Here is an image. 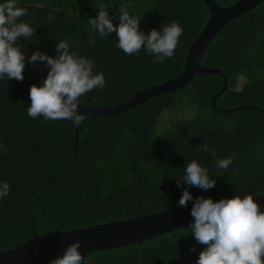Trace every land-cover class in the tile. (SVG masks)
<instances>
[{
    "label": "trees",
    "instance_id": "trees-1",
    "mask_svg": "<svg viewBox=\"0 0 264 264\" xmlns=\"http://www.w3.org/2000/svg\"><path fill=\"white\" fill-rule=\"evenodd\" d=\"M236 1L215 0L222 7ZM101 3L111 5L109 15L114 17L119 8H126L141 19L139 28L145 34L179 22L183 34L174 56L153 62L143 48L125 55L116 47L114 32L99 37L88 21ZM17 4L28 9L20 19L35 30L32 42L20 40V45L55 56V44L65 40L70 51L93 61L94 73H103L105 86L79 100L89 106L124 101L179 74L189 43L209 17L203 0H17ZM199 63L226 75L227 86L215 100L216 107L249 104L264 109V0L223 26ZM35 73L36 68L26 64L22 80H0V181L10 185L8 195L0 199V251L29 239L32 224L37 234H46L172 208L185 187L193 197L264 194V113L255 108L215 111L210 100L221 87L219 75L195 74L186 85L120 113L83 115L74 152L70 121L27 115L29 88L39 86L46 76L41 73L28 80ZM239 77L243 82L236 88ZM190 107L195 110L191 119L176 118L157 133L163 111L172 114ZM204 144L215 156L203 150ZM229 156L233 161L226 170L215 166L217 158ZM192 160L208 169L214 187L203 190L183 183L177 187L184 165ZM189 231L185 227L141 243L89 252L83 264H195L205 245Z\"/></svg>",
    "mask_w": 264,
    "mask_h": 264
},
{
    "label": "clouds",
    "instance_id": "clouds-1",
    "mask_svg": "<svg viewBox=\"0 0 264 264\" xmlns=\"http://www.w3.org/2000/svg\"><path fill=\"white\" fill-rule=\"evenodd\" d=\"M110 4L101 3L94 18L88 23L101 38L115 33L116 47L125 55L138 53L142 48L154 57L153 62L163 63L172 58L183 29L173 21L163 27L151 29L147 34L139 28L140 18L130 15L126 8H119L118 23L114 25L109 17ZM28 14V9L20 7L17 0H0V80H22L25 65L43 62L48 71L39 84L29 88L30 103L27 115L33 119L66 120L79 126L84 116L78 114L79 100L93 89L105 86L102 72L93 71V61L75 51L65 40L55 44V56L33 51L25 59L18 41H31L34 29L20 18ZM51 18V17H49ZM32 42V41H31ZM95 39L90 40L94 44ZM204 151L210 150L207 144ZM233 157L217 158L215 166L226 170ZM177 187L183 185L203 190L215 186L208 169L192 160L184 165V173L176 180ZM10 185L0 181V199L9 193ZM253 195L236 194L230 198L214 201L210 197L196 196L187 187L177 201L178 207H186L191 201L190 215L194 218L188 226L189 232L198 244L205 247L198 253L195 264H264V211L254 201ZM80 241L68 245L62 255L48 264H83V256L78 250ZM189 251H195L190 248Z\"/></svg>",
    "mask_w": 264,
    "mask_h": 264
},
{
    "label": "water",
    "instance_id": "water-1",
    "mask_svg": "<svg viewBox=\"0 0 264 264\" xmlns=\"http://www.w3.org/2000/svg\"><path fill=\"white\" fill-rule=\"evenodd\" d=\"M203 1L208 9L209 17L196 38L189 43L184 64L179 74L164 82L153 84L137 91L124 101L111 105L89 106L79 102L78 114L84 116H108L120 113L158 94L170 92L186 85L195 74L207 75L212 73L219 75L222 79L220 89L213 94L210 100L211 106L215 111L228 113L242 108H255L264 113V109L249 104L229 109L216 107L215 100L227 86L226 75L220 69L203 66L199 63L205 47L214 35L230 20L249 11L262 0H237L225 7L218 5L215 0ZM21 50L24 51L26 60L33 52L24 46H22ZM32 65L36 68V73L29 77L28 80L38 74H46L48 71L43 62H33ZM77 134L78 127L74 126V152H76ZM232 196L209 195L208 197L216 201L220 198H230ZM253 196L254 201L264 211V194ZM191 206L192 203L187 202L186 207L174 206L133 218L93 224L77 229L54 231L46 234H37L32 224L33 235L29 239L12 248L0 251V264H48L50 260L62 255L63 250L77 240L80 241V248L78 250L83 257L89 252L141 243L152 237L188 227L194 220L190 215Z\"/></svg>",
    "mask_w": 264,
    "mask_h": 264
},
{
    "label": "rangeland",
    "instance_id": "rangeland-1",
    "mask_svg": "<svg viewBox=\"0 0 264 264\" xmlns=\"http://www.w3.org/2000/svg\"><path fill=\"white\" fill-rule=\"evenodd\" d=\"M109 17L112 19L114 24L118 23V18L114 17V16H110ZM243 82V78L239 77L238 81H237V86L236 88H239L240 85ZM194 108L190 107L188 109L183 110L182 112H176V113H172L169 114L168 111H163L159 117V124L157 126V133H161L163 132L167 127L171 126V124L173 123V120H175L176 118L178 119H184V120H188L191 119L194 116Z\"/></svg>",
    "mask_w": 264,
    "mask_h": 264
}]
</instances>
